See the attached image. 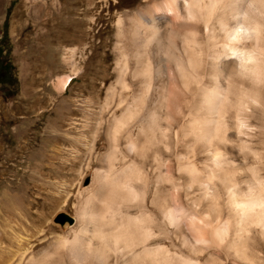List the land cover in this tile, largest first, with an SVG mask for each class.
<instances>
[{
    "label": "bare ground",
    "instance_id": "6f19581e",
    "mask_svg": "<svg viewBox=\"0 0 264 264\" xmlns=\"http://www.w3.org/2000/svg\"><path fill=\"white\" fill-rule=\"evenodd\" d=\"M105 2L108 14L128 5ZM113 25L115 80L81 100L85 120L66 118L79 126L68 136L83 149L69 156L82 164L97 151L99 165L77 172V218L38 248V237L2 214L12 205L4 195L0 264H234L220 251L228 242L242 264H264L261 246L246 241L252 228L264 240V181L245 192L238 179V158L256 159L254 112H264V0H144ZM64 44L63 95L92 50ZM220 192L225 221L201 217L202 204L189 207Z\"/></svg>",
    "mask_w": 264,
    "mask_h": 264
},
{
    "label": "rangeland",
    "instance_id": "374dc122",
    "mask_svg": "<svg viewBox=\"0 0 264 264\" xmlns=\"http://www.w3.org/2000/svg\"><path fill=\"white\" fill-rule=\"evenodd\" d=\"M121 3L128 4L126 9H113L108 14L105 0H0V209L4 195L10 196L13 207L8 203L2 214L23 224L33 239L38 237L42 241L38 248L49 246L56 231L67 227L61 225V215L77 218L71 207L79 189V171L86 172L89 162L93 169L99 167L93 162L97 151L87 155L82 164L69 156L71 150L83 149L69 138L79 135V126L70 127L72 120L66 118L72 115L85 120L81 100L96 94L100 81L115 80L111 77L118 58L113 52L114 16L134 12L144 0ZM67 40V47L90 45L92 50L88 51L83 73L73 78L63 95L57 86L68 72L63 60ZM254 119L256 159L250 157L244 164L243 157L238 158L239 185L245 192L256 187L255 179L264 181V112L260 108L255 110ZM95 120H89V130ZM90 183L89 179L84 186ZM217 186L220 188L219 183ZM65 189H69L67 198ZM219 195L216 201L191 198L189 207L202 204L201 217L225 221L229 215L227 198L223 192ZM231 220L230 216L228 221L233 224ZM231 228L234 231V225ZM246 241L264 250V240L256 228ZM228 247L229 242L220 250L223 259L242 264L227 251ZM256 252L250 248L246 254L256 259Z\"/></svg>",
    "mask_w": 264,
    "mask_h": 264
},
{
    "label": "water",
    "instance_id": "95a60500",
    "mask_svg": "<svg viewBox=\"0 0 264 264\" xmlns=\"http://www.w3.org/2000/svg\"><path fill=\"white\" fill-rule=\"evenodd\" d=\"M60 221L61 225L63 226L64 224H67L68 226H71L74 224V219L70 218L69 216L66 215H61L60 216Z\"/></svg>",
    "mask_w": 264,
    "mask_h": 264
}]
</instances>
